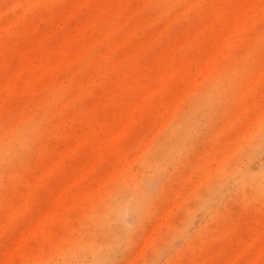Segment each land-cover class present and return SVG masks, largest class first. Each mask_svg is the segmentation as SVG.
Here are the masks:
<instances>
[{
    "label": "rangeland",
    "instance_id": "obj_1",
    "mask_svg": "<svg viewBox=\"0 0 264 264\" xmlns=\"http://www.w3.org/2000/svg\"><path fill=\"white\" fill-rule=\"evenodd\" d=\"M0 264H264V0H0Z\"/></svg>",
    "mask_w": 264,
    "mask_h": 264
}]
</instances>
